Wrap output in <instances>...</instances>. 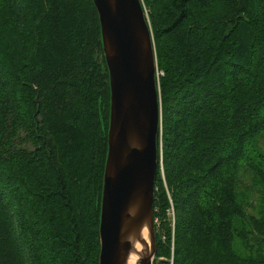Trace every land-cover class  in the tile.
Listing matches in <instances>:
<instances>
[{"label":"trees","instance_id":"16d2710c","mask_svg":"<svg viewBox=\"0 0 264 264\" xmlns=\"http://www.w3.org/2000/svg\"><path fill=\"white\" fill-rule=\"evenodd\" d=\"M143 1L164 72L154 264H264V0ZM109 111L93 0H0V264L99 263Z\"/></svg>","mask_w":264,"mask_h":264},{"label":"water","instance_id":"95a60500","mask_svg":"<svg viewBox=\"0 0 264 264\" xmlns=\"http://www.w3.org/2000/svg\"><path fill=\"white\" fill-rule=\"evenodd\" d=\"M110 81L98 264H154L155 181L162 107L152 28L143 0H93ZM147 228L149 243L143 238ZM141 244V250L135 245ZM149 246V249H148Z\"/></svg>","mask_w":264,"mask_h":264},{"label":"rangeland","instance_id":"374dc122","mask_svg":"<svg viewBox=\"0 0 264 264\" xmlns=\"http://www.w3.org/2000/svg\"><path fill=\"white\" fill-rule=\"evenodd\" d=\"M145 10H146V13L149 19V10L146 8ZM158 72L160 73L158 75V81H159V78L164 74V72L160 70L159 67H158ZM248 155L251 158H254L256 161H259L261 159L260 155H264V135L250 146ZM238 195H239V198L243 199V204H244V207L248 215H256V216L260 215V210L262 208L263 201L261 202L260 192L255 187L252 177L250 176L249 171L245 169L244 165L242 166L241 172H240ZM172 210L173 209H171L170 212H172ZM170 216H172L171 213H170ZM242 227L243 228L251 227L247 219L236 221V228H242ZM248 242H255V240H253V238H250L248 240L243 239L242 237H240V235H238L235 238V242H234L235 251L243 258L248 257L249 255H253L249 248Z\"/></svg>","mask_w":264,"mask_h":264},{"label":"bare ground","instance_id":"6f19581e","mask_svg":"<svg viewBox=\"0 0 264 264\" xmlns=\"http://www.w3.org/2000/svg\"><path fill=\"white\" fill-rule=\"evenodd\" d=\"M142 234H143V238L149 243V236H148V230H147V228H144ZM142 247H144V246L141 245V244H137V245H135V248H136L137 250H141ZM148 249H149V246H148ZM138 259H139L138 254L132 252V253L130 254L129 258H128V262H127V264H137Z\"/></svg>","mask_w":264,"mask_h":264},{"label":"built area","instance_id":"2783aa9c","mask_svg":"<svg viewBox=\"0 0 264 264\" xmlns=\"http://www.w3.org/2000/svg\"><path fill=\"white\" fill-rule=\"evenodd\" d=\"M159 74H160V73L158 72V75H159ZM170 213H171V215H172L171 217H172V221H173V223H174V216H175V215H174V211L172 210V212H170Z\"/></svg>","mask_w":264,"mask_h":264}]
</instances>
